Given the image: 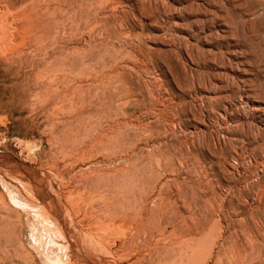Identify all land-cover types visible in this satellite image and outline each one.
Instances as JSON below:
<instances>
[{
  "label": "rangeland",
  "instance_id": "1",
  "mask_svg": "<svg viewBox=\"0 0 264 264\" xmlns=\"http://www.w3.org/2000/svg\"><path fill=\"white\" fill-rule=\"evenodd\" d=\"M0 264H264V0H0Z\"/></svg>",
  "mask_w": 264,
  "mask_h": 264
},
{
  "label": "bare ground",
  "instance_id": "2",
  "mask_svg": "<svg viewBox=\"0 0 264 264\" xmlns=\"http://www.w3.org/2000/svg\"><path fill=\"white\" fill-rule=\"evenodd\" d=\"M82 224V223H81ZM90 232V231H89ZM253 237V236H252ZM78 249V248H77ZM241 255V254H240ZM81 257V256H80Z\"/></svg>",
  "mask_w": 264,
  "mask_h": 264
}]
</instances>
